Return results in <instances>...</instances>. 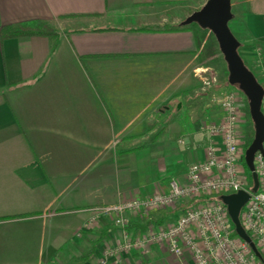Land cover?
I'll list each match as a JSON object with an SVG mask.
<instances>
[{"label": "crops", "instance_id": "1", "mask_svg": "<svg viewBox=\"0 0 264 264\" xmlns=\"http://www.w3.org/2000/svg\"><path fill=\"white\" fill-rule=\"evenodd\" d=\"M205 2L0 0V29L43 21L58 33L0 41V264H98L122 232L113 217L83 229L86 210L184 185L204 160L218 101L235 91L212 82L198 28L182 25ZM231 12L264 87V0H231ZM186 204L128 214L130 227L169 226ZM108 264L175 262L153 247Z\"/></svg>", "mask_w": 264, "mask_h": 264}, {"label": "built area", "instance_id": "2", "mask_svg": "<svg viewBox=\"0 0 264 264\" xmlns=\"http://www.w3.org/2000/svg\"><path fill=\"white\" fill-rule=\"evenodd\" d=\"M205 84L209 86L210 80ZM219 106L221 118L207 126L205 158L189 166L184 185L170 181L165 193L86 210L89 217L83 229L101 218L113 217L122 232L121 242L104 249L98 264H108L112 258L120 261L131 251L147 255L153 247L166 251L175 264H264V142L263 153L254 155L258 189L253 193L251 173L241 150L244 115L239 93L227 91L219 99ZM261 112L264 116V95ZM238 192L250 196L239 218L261 258L236 235L221 201L222 196ZM195 201L200 203L191 205ZM181 202L187 203V207L169 226L149 225L144 230L130 227L128 214L148 217L154 210H166Z\"/></svg>", "mask_w": 264, "mask_h": 264}, {"label": "water", "instance_id": "3", "mask_svg": "<svg viewBox=\"0 0 264 264\" xmlns=\"http://www.w3.org/2000/svg\"><path fill=\"white\" fill-rule=\"evenodd\" d=\"M231 20V0H206L198 11L193 12L182 22V25L188 26L195 23L200 28L207 29L213 35L218 50L227 65L228 84L231 86L237 85L248 101L249 114L254 125V138L245 151L244 162L251 173L252 192L255 193L258 189V179L253 160L257 152L263 153L264 116L261 112V104L264 90L253 73L245 66L238 53L240 44L234 38L228 26ZM249 197V194L245 192H238L237 194L222 196L221 201L227 208L236 235L249 245L257 258H261L254 242L242 228L239 218L240 212Z\"/></svg>", "mask_w": 264, "mask_h": 264}, {"label": "trees", "instance_id": "4", "mask_svg": "<svg viewBox=\"0 0 264 264\" xmlns=\"http://www.w3.org/2000/svg\"><path fill=\"white\" fill-rule=\"evenodd\" d=\"M198 31L195 33V41L198 48L205 51V57L211 58L217 51L213 35L207 30L200 28L197 24ZM154 31L155 29H144V31ZM208 32V36L205 35ZM58 33L46 22L34 21L30 23L16 24L2 27L0 29V41L7 39H17L24 37H57ZM254 138V137H253ZM149 226V223L140 226L142 230ZM88 258V257H87Z\"/></svg>", "mask_w": 264, "mask_h": 264}, {"label": "rangeland", "instance_id": "5", "mask_svg": "<svg viewBox=\"0 0 264 264\" xmlns=\"http://www.w3.org/2000/svg\"><path fill=\"white\" fill-rule=\"evenodd\" d=\"M186 10L189 8L187 7H184ZM191 9L188 11V15L183 18V21L188 17L190 16L192 13L190 12ZM198 11V10H197ZM195 12V11H194ZM182 21V22H183ZM189 26H196L195 23L191 24V25H188V26H184V27H189ZM196 28H198L196 26ZM208 32H205V35L208 36ZM214 42H215V39H214ZM216 43V42H215ZM216 48H217V51L215 52V55L212 58V64H211V67H212V72H213V75L212 78L214 77L215 79V82L214 83H219L218 80L220 79H223L224 81L227 79L228 80V69H227V65L224 61V58L222 56V54L219 52L218 50V47H217V44H216ZM205 51L203 50L202 51V55L205 57ZM211 78V80H212ZM207 80H205L206 82ZM204 82V84H205ZM228 84V83H227ZM206 87H209L205 84ZM231 86V85H230ZM231 88H233L236 92L239 93V96H240V99H241V105H242V113L244 115V121H243V124H242V136H243V143L241 145V150L242 152H245L246 149L248 148V146L251 144L252 140H253V137H254V125H253V122L250 118V114H249V106H248V101L246 99V97L243 95V93L240 91L239 87L237 85H234V86H231ZM219 103V101H218ZM197 203H200V202H193L192 205H195ZM186 204V203H185ZM187 205V204H186ZM184 205H182L183 207Z\"/></svg>", "mask_w": 264, "mask_h": 264}]
</instances>
